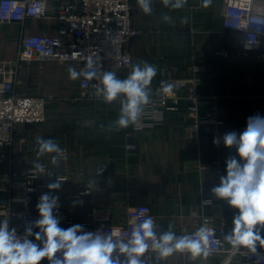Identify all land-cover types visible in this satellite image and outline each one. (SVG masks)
I'll return each mask as SVG.
<instances>
[{
  "label": "crops",
  "instance_id": "0c3cea01",
  "mask_svg": "<svg viewBox=\"0 0 264 264\" xmlns=\"http://www.w3.org/2000/svg\"><path fill=\"white\" fill-rule=\"evenodd\" d=\"M60 1L48 0L49 12L54 14ZM130 1L133 22L141 30L128 46L131 64L147 61L157 66L151 84L153 95L161 81L169 83L193 76L200 82L199 114L217 110L228 126L237 127V134L245 130L249 117H264V60L242 57L228 45L232 33L223 29L220 22L222 0H212L208 7L203 6V0H187L182 9L176 10L165 8L162 0H152L151 15L142 12L137 0ZM164 15L171 20L164 21ZM60 25L53 18H28L22 27L0 24V66L15 68L16 89L20 93L48 97L45 121L20 125L14 131V166L32 167L34 161L46 163L50 175L43 193L49 191L47 185L57 177L66 178L53 193L59 197V226L64 227L68 216L75 225L87 219L97 222L101 217L105 222L122 225L128 207L147 203L156 216L159 234L169 230L171 224L172 230L182 235L196 227L205 215L212 216L223 236L228 234L238 209L216 198L211 189L226 175V160L232 156L239 159L236 149L223 142L215 145L214 138L202 130L198 131V139L191 138L186 102L150 129H132L136 124L118 128L114 122L119 115V99L107 104L103 99L75 97L77 80H70L67 72L69 66L78 71L75 63L15 60L21 30L54 35ZM130 65L109 71L124 79ZM37 137L64 145L67 160H59L57 166L51 163L55 154L38 157ZM127 143L135 148L126 149ZM214 161L218 162L216 167L212 166ZM202 165L206 167L202 169ZM6 170L5 164L0 165V171ZM85 189L90 192L78 196ZM43 193L35 194L32 200V209L38 216L36 205ZM7 199L6 193H0V203L4 200L6 204ZM18 206L14 204L13 208ZM13 223L18 226L20 220L15 218ZM256 248L264 249V245L257 242ZM222 257L210 254L193 259L188 253L177 252L165 260H157L153 253L149 260L151 264H219ZM40 264H48L47 259ZM229 264L242 263L235 257Z\"/></svg>",
  "mask_w": 264,
  "mask_h": 264
},
{
  "label": "built area",
  "instance_id": "2783aa9c",
  "mask_svg": "<svg viewBox=\"0 0 264 264\" xmlns=\"http://www.w3.org/2000/svg\"><path fill=\"white\" fill-rule=\"evenodd\" d=\"M222 1L220 22L223 29L232 33L228 45L242 57L264 60V0ZM28 18L40 21L53 18L61 25L54 35L44 32L23 33L20 29L15 60L72 62L78 66V71L87 70L89 57L94 60L99 57L102 68L97 69L98 73L128 67L132 62L128 46L141 34L133 22L130 0H61L54 14L48 10V0H0V24L15 23L22 27ZM15 74V68L0 66V165L7 166L6 171H0V193H6L8 197L6 204L4 200L0 203V220H8L9 229L15 228L17 236L23 237L25 228L33 227L39 219L32 209V200L35 194L44 192L47 176H37L33 166H14V131L20 125L42 124L46 119L48 97L17 91ZM169 83L173 85L172 94L152 95L151 103L145 107L139 122L132 129H150L160 124L168 112L179 110L181 102H186L188 118L191 119V138L198 139L200 130L213 138H222L232 131L238 132L237 127L228 126L215 109L208 115L199 114L200 82L196 77L176 78ZM99 84V80L77 79L75 97L84 100L102 99L95 91ZM59 146L63 150L59 160L65 161L67 149L64 145ZM125 147L131 150L135 145L127 143ZM43 164L48 173L47 164ZM217 165V161L212 162V166ZM205 167L201 166L202 169ZM59 177L66 180L64 176ZM89 192L87 189L82 190L78 196ZM14 204H18V208H13ZM104 216L107 218L106 214ZM149 216L154 219L155 230L159 235L156 216L147 203L128 207L126 222L122 225L105 222L104 217L97 218V222L87 219L78 224L83 226L85 232L95 233L99 230L104 235L118 233L114 239L127 242L131 221L142 222ZM15 218L20 220L18 226L13 223ZM64 224L65 229L75 225L70 216ZM201 225L213 230L208 249L210 254L223 255L219 264H229L235 257H239L242 264H264V249L256 248V252H252L243 247L238 251L228 247L221 230L214 225L212 216H203L196 227L183 234H191ZM33 231L38 229L33 227ZM153 253L149 249L144 254L142 259L145 264H151L149 259Z\"/></svg>",
  "mask_w": 264,
  "mask_h": 264
},
{
  "label": "clouds",
  "instance_id": "9594fccd",
  "mask_svg": "<svg viewBox=\"0 0 264 264\" xmlns=\"http://www.w3.org/2000/svg\"><path fill=\"white\" fill-rule=\"evenodd\" d=\"M211 2L203 0V6L208 7ZM162 3L165 8L176 10L182 9L187 0H162ZM137 4L144 14H152V0H137ZM162 19L170 21L171 17L164 15ZM184 22H187L186 18ZM86 68V71H77L69 66V79L99 80L95 91L105 103L120 100L119 115L114 124L118 128H127L138 123L145 107L151 103V84L157 75V66L147 61L131 64L124 79L118 78L114 71L98 73L97 69L102 68L99 57L95 60L89 57ZM172 92L173 85L165 81L155 89L156 95H170ZM221 139L226 147H234L239 156V159L232 156L226 160V175H222L219 184L211 189L216 198L238 209L233 217L232 230L224 236V241L234 250L243 247L256 252L257 242L264 245L261 236L264 231V117L259 114L249 117L242 133L228 132L222 138H214L213 143L219 145ZM36 145L38 157L55 154L51 163L58 166L63 154L58 143L37 137ZM33 168L37 176L50 175L39 161L33 162ZM63 181L57 177L47 185L49 191L39 197L36 205L39 219L33 225L38 231L26 227L23 237H18L15 228L9 229L8 220H0V264H40L45 258L48 264H145L142 257L149 249L155 252L157 260H165L177 252L188 253L193 259L210 255L208 244L213 230L206 225L191 234L177 235L170 224L169 230L158 235L154 219L149 216L142 222L131 221L127 242L114 239L118 233L85 232L79 224L67 229L60 227L56 214L59 197L53 193L61 188Z\"/></svg>",
  "mask_w": 264,
  "mask_h": 264
},
{
  "label": "rangeland",
  "instance_id": "374dc122",
  "mask_svg": "<svg viewBox=\"0 0 264 264\" xmlns=\"http://www.w3.org/2000/svg\"><path fill=\"white\" fill-rule=\"evenodd\" d=\"M200 95V94H199ZM201 98V97H200ZM235 126V125H234ZM236 127V126H235Z\"/></svg>",
  "mask_w": 264,
  "mask_h": 264
}]
</instances>
